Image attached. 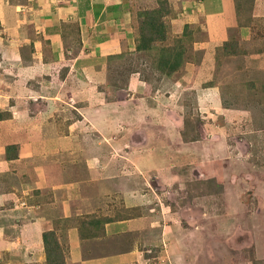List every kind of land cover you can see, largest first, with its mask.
Masks as SVG:
<instances>
[{"label": "crops", "instance_id": "obj_1", "mask_svg": "<svg viewBox=\"0 0 264 264\" xmlns=\"http://www.w3.org/2000/svg\"><path fill=\"white\" fill-rule=\"evenodd\" d=\"M156 1L0 0V77L13 79L10 91L17 96L0 105V264L28 260L45 264L42 234L51 229L66 243V264H162L164 258L163 264L188 263L175 243L179 223L174 213L154 205L147 190L126 182L133 167L138 173L132 180H143L139 174L155 169L152 161H162L166 155L133 150L126 157L133 155V164L121 170L120 160L105 149L106 130L126 120L122 106L105 99L107 62L123 52H137L134 13L155 7ZM168 1L171 8L177 4L190 9L195 4L194 0ZM198 1L201 19L206 16L210 24ZM147 2L149 6L139 7ZM182 13L171 19L173 26L189 23ZM191 16L197 18V12ZM210 42H205L207 51ZM137 73L133 70L128 76L129 93L148 87ZM162 75H174L175 88L192 76L188 71ZM57 80L61 87L53 89ZM214 88L209 89L216 94ZM18 96H26L38 108L31 109L34 104L25 105ZM151 103H145L147 111L128 117L129 123L133 125L156 106ZM59 107L79 115L61 133L53 115ZM83 126L96 128L98 136L102 132L98 138L104 141L89 143V137L76 130ZM7 145L17 146L16 158H6ZM13 152L10 149L9 154ZM10 161L17 163V172L13 170L9 179L4 174ZM28 186L36 190L31 189L29 196L19 194ZM10 200L13 206L6 205Z\"/></svg>", "mask_w": 264, "mask_h": 264}, {"label": "rangeland", "instance_id": "obj_2", "mask_svg": "<svg viewBox=\"0 0 264 264\" xmlns=\"http://www.w3.org/2000/svg\"><path fill=\"white\" fill-rule=\"evenodd\" d=\"M194 2L190 9L177 4L170 8L164 18L167 38L156 41L150 50L126 51L115 61L108 60L105 99L122 106L126 120L106 130V154L120 160L121 170L130 169L133 155L126 157L133 150L166 155L162 161H152L155 169L139 174L143 180H132L133 173H138L136 167L123 173H129L128 184L138 185L154 197V205L174 213L179 223L175 243L188 263L264 264V0H201L210 24L205 22L206 16L201 19L199 15V1ZM143 6L149 2L139 5ZM180 11L189 23L173 26L171 19ZM193 11L197 18L191 16ZM206 40H213L208 51ZM225 40L235 41L239 52L226 55L221 46ZM178 42L183 46L182 62L175 71H188L192 76L187 85L175 88V76H163L157 61L162 49L165 52ZM133 70L147 80V91L128 92L126 84ZM0 78L3 106L7 98L14 97L10 91L14 84L9 77ZM55 82L52 88L59 89L60 82ZM211 86L216 94L210 92ZM156 90L160 92L154 96ZM16 99L34 104L31 109L38 108L26 96ZM148 100L156 105L154 111L148 109L130 124L127 118L147 111ZM53 115L59 120V133L79 116L61 107ZM83 127L76 130L89 137V143L92 139L104 141L98 138L101 131L98 136L96 128ZM115 141L122 142L113 144ZM13 161L5 178L10 179L13 170L17 172ZM31 189L36 190L28 186L19 194L29 196ZM10 201L7 206L14 205ZM62 242L64 246V239ZM64 253L68 256L66 247Z\"/></svg>", "mask_w": 264, "mask_h": 264}, {"label": "trees", "instance_id": "obj_3", "mask_svg": "<svg viewBox=\"0 0 264 264\" xmlns=\"http://www.w3.org/2000/svg\"><path fill=\"white\" fill-rule=\"evenodd\" d=\"M171 6L168 0H157V6L153 8L140 9L136 12L137 32L136 50H150L156 41L167 38L166 23L164 18L171 13ZM235 41L225 40L221 44L226 55H234L239 52L234 46ZM182 48L178 44L169 45L167 50L160 54L157 61V69L160 73L171 74L181 65ZM13 149L10 155L9 151ZM17 157V146H6V158L13 159ZM114 218H106L111 220ZM102 220L101 223H103ZM43 248L45 252V264H66L63 244L54 229L44 231L42 234Z\"/></svg>", "mask_w": 264, "mask_h": 264}]
</instances>
